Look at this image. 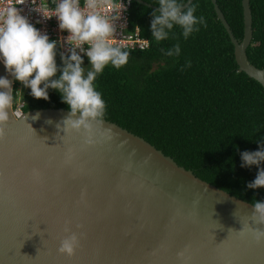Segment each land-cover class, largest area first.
<instances>
[{
    "label": "water",
    "instance_id": "water-1",
    "mask_svg": "<svg viewBox=\"0 0 264 264\" xmlns=\"http://www.w3.org/2000/svg\"><path fill=\"white\" fill-rule=\"evenodd\" d=\"M212 2L239 69L264 88V66L247 54L251 0H242V41ZM4 77L13 89L15 78L0 59ZM9 115L0 139V264H264V242L239 232L247 224L264 229L250 219L254 205L198 177L144 137L99 118L88 144L83 129L64 125L71 112L62 107L19 118L12 108ZM72 233L80 243L69 257L59 248Z\"/></svg>",
    "mask_w": 264,
    "mask_h": 264
},
{
    "label": "trees",
    "instance_id": "trees-1",
    "mask_svg": "<svg viewBox=\"0 0 264 264\" xmlns=\"http://www.w3.org/2000/svg\"><path fill=\"white\" fill-rule=\"evenodd\" d=\"M159 6L158 0H144ZM185 4L187 0H177ZM239 41L244 37L242 0H217ZM195 15L203 16L207 27L188 39L174 26L169 39L152 37V13L158 10L132 0L130 21L150 45L127 49L128 63L117 69L110 63L94 81L105 101L102 118L116 122L144 137L198 177L250 203L264 202V187L248 188L264 162L243 167L241 154L264 147V88L239 69L234 44L218 18L212 0H194ZM254 35L247 49L250 61L264 66V0H251ZM186 11V9H184ZM179 44L181 54L165 53ZM85 73L92 70L88 57ZM191 61L190 68L182 67ZM58 68L63 67L57 51ZM61 75L58 71L57 79ZM34 78V77H33ZM20 82L15 80L14 102ZM43 87V85H42ZM49 99H36L28 87L22 94L23 110L66 108L62 95L49 89Z\"/></svg>",
    "mask_w": 264,
    "mask_h": 264
},
{
    "label": "clouds",
    "instance_id": "clouds-1",
    "mask_svg": "<svg viewBox=\"0 0 264 264\" xmlns=\"http://www.w3.org/2000/svg\"><path fill=\"white\" fill-rule=\"evenodd\" d=\"M28 0H6L0 4V58L3 59L7 71L31 89V94L36 99H49V89L57 90L62 95V100L70 107L71 115L64 121L65 126H70L76 131L82 129L88 134V144L93 143L92 133L95 131V123L105 113V101L101 93L95 89L94 81L110 63L119 69L126 65L130 53L120 45L114 44L116 27L113 21L121 18L125 10L124 3L115 4L114 0H52L56 5L54 9L49 7L48 0H31L33 10L38 12L44 20L57 17L59 28L67 31L69 35L66 43L70 45V56L61 53L63 67L58 68L56 62L57 42L50 41L47 34H42L29 19L22 15L18 7ZM159 12H153L151 21L152 37L160 42L169 39V34L174 26H179L185 39L198 32L197 25L207 27L203 16L199 18L194 14L196 5L190 4L185 9V4L177 0H158ZM18 5V6H17ZM111 8L116 15H107V9ZM39 22V21H38ZM139 27V26H137ZM87 45V49H85ZM81 53H85L90 60L91 69L85 73L84 60ZM167 56H179L181 47L177 43L165 53ZM191 61H187L182 67L190 68ZM61 75L57 79V73ZM34 77V78H33ZM43 85V87H42ZM0 139L6 135L5 126L10 120L9 109L13 108L12 84L6 77L0 78ZM19 92V91H17ZM25 112V111H24ZM80 114L79 118H75ZM17 118L18 112L13 111ZM33 117V119H37ZM243 167L259 166L264 162V147L255 152L245 151L241 154ZM38 177L39 171L34 170ZM248 188L258 189L264 187V168L258 172L256 179L247 185ZM254 212L250 219L257 225H264V202L254 200ZM78 227H83L79 225ZM66 231H71L66 229ZM242 235L251 233L257 243L264 242V229L243 225L239 231ZM80 238L76 233L66 237L59 248L61 254L74 256L79 247ZM182 255V253H181Z\"/></svg>",
    "mask_w": 264,
    "mask_h": 264
},
{
    "label": "built area",
    "instance_id": "built-area-1",
    "mask_svg": "<svg viewBox=\"0 0 264 264\" xmlns=\"http://www.w3.org/2000/svg\"><path fill=\"white\" fill-rule=\"evenodd\" d=\"M6 2V0H0V4ZM14 2V0H13ZM41 0H37V5ZM58 2V0H57ZM84 0H81V6H83ZM49 7L54 9L56 7L55 4L52 3V0H48ZM115 4L124 3L125 10L122 13L120 19L113 21L116 27V35L113 39L114 44L120 45L124 50L127 49H146L149 47L150 42L147 38L143 37L140 33V27H133L130 21V12L132 0H114ZM18 6V5H17ZM22 10V15L27 17L30 23L33 24L42 34H47L49 36L50 41L57 42V50L58 52L63 53L64 56H70V45L66 43V38L69 35L67 31H62L59 28V21L57 17H52L50 20H44L42 16L33 10L34 6L31 3V0L24 5L18 6ZM107 15H116L111 8L107 9ZM39 21V22H38ZM87 49V45L84 46ZM78 54L82 57H87L85 53H81L79 49L76 50ZM19 92H16L18 95V99L13 101V111L19 113V117L24 114L23 106L24 101L22 99V89L21 84L18 87Z\"/></svg>",
    "mask_w": 264,
    "mask_h": 264
},
{
    "label": "rangeland",
    "instance_id": "rangeland-1",
    "mask_svg": "<svg viewBox=\"0 0 264 264\" xmlns=\"http://www.w3.org/2000/svg\"><path fill=\"white\" fill-rule=\"evenodd\" d=\"M20 84H21V89H22V92H24L25 91V89H27L28 87H26V86H24L21 82H20Z\"/></svg>",
    "mask_w": 264,
    "mask_h": 264
},
{
    "label": "bare ground",
    "instance_id": "bare-ground-1",
    "mask_svg": "<svg viewBox=\"0 0 264 264\" xmlns=\"http://www.w3.org/2000/svg\"><path fill=\"white\" fill-rule=\"evenodd\" d=\"M0 59H1V62L3 63V65H4L3 59L2 58H0Z\"/></svg>",
    "mask_w": 264,
    "mask_h": 264
}]
</instances>
